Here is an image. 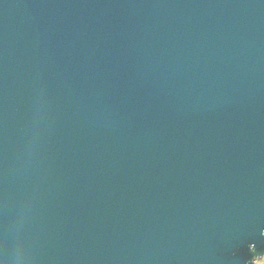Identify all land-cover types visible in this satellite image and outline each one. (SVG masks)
<instances>
[{
    "label": "water",
    "instance_id": "1",
    "mask_svg": "<svg viewBox=\"0 0 264 264\" xmlns=\"http://www.w3.org/2000/svg\"><path fill=\"white\" fill-rule=\"evenodd\" d=\"M0 264H264V0H0Z\"/></svg>",
    "mask_w": 264,
    "mask_h": 264
}]
</instances>
